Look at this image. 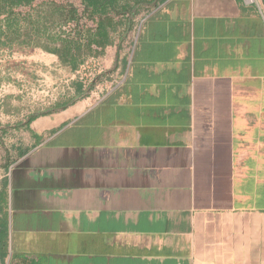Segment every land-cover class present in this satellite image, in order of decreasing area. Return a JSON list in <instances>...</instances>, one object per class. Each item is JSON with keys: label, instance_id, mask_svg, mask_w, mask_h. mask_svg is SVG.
Listing matches in <instances>:
<instances>
[{"label": "crops", "instance_id": "0c3cea01", "mask_svg": "<svg viewBox=\"0 0 264 264\" xmlns=\"http://www.w3.org/2000/svg\"><path fill=\"white\" fill-rule=\"evenodd\" d=\"M79 19L75 70L0 44V264H264V0Z\"/></svg>", "mask_w": 264, "mask_h": 264}, {"label": "trees", "instance_id": "16d2710c", "mask_svg": "<svg viewBox=\"0 0 264 264\" xmlns=\"http://www.w3.org/2000/svg\"><path fill=\"white\" fill-rule=\"evenodd\" d=\"M117 1L79 0L78 7L53 0H0V16H4L0 18V44L38 47L75 70L81 64V2L91 12H107ZM75 86L80 93L81 85Z\"/></svg>", "mask_w": 264, "mask_h": 264}, {"label": "rangeland", "instance_id": "374dc122", "mask_svg": "<svg viewBox=\"0 0 264 264\" xmlns=\"http://www.w3.org/2000/svg\"><path fill=\"white\" fill-rule=\"evenodd\" d=\"M56 1L58 4H76L78 7L79 5V0H53ZM19 10H23V8H20ZM66 30V29H63ZM9 59L5 60V52L3 50H0V85L3 83H7L11 79H15V75L12 72L14 69V64L19 60V54L18 51L12 50L8 51ZM4 94L1 91L0 92V101L3 98ZM52 96V95H51ZM49 96V97H51Z\"/></svg>", "mask_w": 264, "mask_h": 264}, {"label": "built area", "instance_id": "2783aa9c", "mask_svg": "<svg viewBox=\"0 0 264 264\" xmlns=\"http://www.w3.org/2000/svg\"><path fill=\"white\" fill-rule=\"evenodd\" d=\"M245 2H253L254 0H244ZM20 9V8H18ZM105 72L101 63L97 59L86 60L82 63L81 68L75 72V76L85 85L92 82L95 76Z\"/></svg>", "mask_w": 264, "mask_h": 264}]
</instances>
